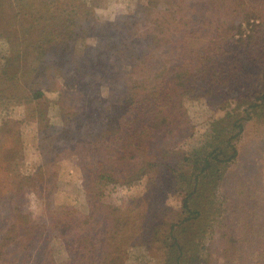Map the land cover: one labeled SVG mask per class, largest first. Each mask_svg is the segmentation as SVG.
<instances>
[{
	"label": "rangeland",
	"instance_id": "obj_1",
	"mask_svg": "<svg viewBox=\"0 0 264 264\" xmlns=\"http://www.w3.org/2000/svg\"><path fill=\"white\" fill-rule=\"evenodd\" d=\"M12 5L0 0V63L11 59L0 72V264H103L110 246L120 249L121 264H161L160 238L179 218L182 201L167 167L203 143L213 119L227 111L246 114V100L264 79L259 60L264 58V0H61L55 28L45 33L42 66L35 65L43 39L38 32L10 53ZM43 10L40 6L30 20L37 22ZM249 34L259 42L257 54L237 47ZM213 37V44L237 41L229 48L233 53L224 55L241 83L225 91L232 78L223 71L219 81L215 75L191 83L175 97L177 116L155 130L152 149H134L135 160L124 156L112 129L104 130L109 112L134 92L130 86L159 81L162 72H173L193 47ZM64 41L71 42V50L63 48ZM126 44L136 51L131 61L120 57ZM28 48L34 49L32 57ZM222 50L212 51L218 56ZM88 60L93 64L87 66ZM32 61L38 69H30ZM31 82L44 89L43 104L33 105L24 96ZM237 146L239 154L221 185L226 221L208 234L212 254L203 264H264L255 246L236 243L237 222L258 224H249L248 233L264 231V121H247ZM136 160L148 173L127 187ZM154 163L163 164L160 173ZM68 218L75 228L69 234L86 236L89 249H76L70 241Z\"/></svg>",
	"mask_w": 264,
	"mask_h": 264
},
{
	"label": "trees",
	"instance_id": "obj_2",
	"mask_svg": "<svg viewBox=\"0 0 264 264\" xmlns=\"http://www.w3.org/2000/svg\"><path fill=\"white\" fill-rule=\"evenodd\" d=\"M60 2L61 0H12L13 5L9 12L13 14L10 19H14L15 24L7 36L12 44L10 53L18 52L22 43L28 40L35 32H38V36L43 37V39L40 41L36 55H34L35 58L41 57L38 61L39 63L37 62L35 65L40 64L42 66L44 63L42 54H46L45 46L47 45V41L44 40L45 33L50 32L51 26L55 28L54 24L57 22L58 17L56 11H61L58 8ZM64 4L65 2L62 5L66 8L67 4ZM40 6L44 7L45 10L36 20L37 22H32L29 17L37 9H40ZM181 9L186 10V8ZM61 14L63 20L65 14ZM252 15L256 14L253 13ZM19 16H23V18L16 21L15 18ZM188 18L189 16H187ZM71 26H74V24ZM95 26L99 29L105 27V25L100 24ZM72 31L74 32V30ZM38 40L36 37L34 45L39 42ZM216 40L217 38L213 37L204 46L201 42V44L193 47L190 56H187L182 64L177 65L173 72L169 71L170 73L168 74L162 72L163 74L159 81L138 82L140 85L136 84L132 88L130 86L131 90L135 89L134 92H130L123 99V102H119L118 107L114 106L116 108L109 112L111 115H107L109 120L107 123L105 122L104 130L107 131L109 129L110 131L112 129L111 133L117 138L116 140L120 144L119 149L124 151V156L130 154V158L135 160L136 156L132 154L134 149L144 148L148 151L152 149L153 144H151V141L155 130L163 128L172 119L173 113L176 115L175 107H177V104H175V97L180 96L186 89L191 88L193 83L206 82L208 78H213L215 75V79L219 81L222 77L220 71H223V75L226 72L229 73L227 75L228 78H232L231 81L230 79L227 80V82L230 81L229 84L231 85H227L225 91L228 92L229 89H235L233 84L241 83L237 80L239 72L230 73L232 67H227L228 55L233 53V50H229V48L232 45H236L237 41L231 38L227 42L225 41L223 45H221V41L213 44L212 41L216 42ZM56 43L60 46L59 42ZM56 43H53L52 46H56ZM30 45L28 44V46ZM17 46L18 48H16ZM71 47L70 41L63 42V48L71 50ZM237 47L243 49L245 53L252 52L257 54L260 45L255 40L254 34H249L245 38L239 39ZM29 48V57H32L34 49L30 50ZM218 48H223V50L217 56L213 54L212 50ZM110 50L111 47L106 51V57H108ZM224 51L228 55H224ZM119 53L120 57L125 61H131L130 56H133L136 51L132 46L126 44L120 49ZM8 58L5 57L4 63H0V72L2 73H5L7 66L11 63V59ZM260 59L264 64V58L260 57ZM105 63L109 62L105 61ZM91 64L93 62L88 60L87 66ZM33 68L38 69L37 66L33 67L32 61L30 69L33 70ZM261 73L264 77V70ZM38 83H29L31 87L24 95L29 100H33V105L43 104L44 98H47L44 89ZM179 87H183V90ZM250 97L252 98L246 100V104L249 105L246 108V114L245 111L243 114L241 112L227 111L225 115L213 119L203 143L190 149L183 162L167 167V172L170 171L173 185H176V190L181 194L182 201L179 218L169 223L160 238L164 251L161 264H203L210 261L212 253L210 243L207 246V236L209 233L214 235L220 229V224L223 223L224 225L226 221V197L222 192V182L228 168L231 167L239 154L237 144L240 136L245 131L247 121L255 118L264 121V79L260 82V86L253 96ZM135 165L136 170H132L125 179L127 187H131L137 180L143 178L142 175L145 176L148 173L149 168L142 165L139 161L136 160ZM155 165L157 166L156 168L153 167L154 165L152 167L160 173V166L163 164ZM129 168L130 166L122 172L127 171ZM74 217L75 214H73L72 218ZM68 219H66L68 226H65V228L70 227L69 234L75 228H73L72 219ZM69 224H72V226H69ZM236 224L238 232L240 231V235H237L236 243L245 242L246 240L249 246L256 247L254 251L259 253L257 255L258 258L264 257V231L259 233V231L250 229L248 233L247 226L252 224L256 227L258 224L255 222L247 221L246 223L244 220L241 225L238 222ZM86 235L90 236L87 233ZM70 237L72 238L70 241H72L76 249H89L90 245L86 236L83 238L82 234H75L73 236L70 235ZM249 237H251L252 242ZM24 246L27 251V244ZM105 254L103 264H121L119 248L116 247L113 250L112 246H110V249ZM47 261L40 264H49V261Z\"/></svg>",
	"mask_w": 264,
	"mask_h": 264
}]
</instances>
